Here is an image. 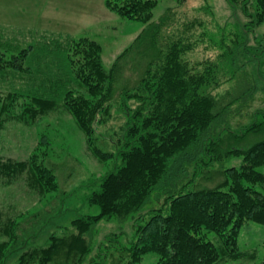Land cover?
Masks as SVG:
<instances>
[{"label":"trees","instance_id":"16d2710c","mask_svg":"<svg viewBox=\"0 0 264 264\" xmlns=\"http://www.w3.org/2000/svg\"><path fill=\"white\" fill-rule=\"evenodd\" d=\"M141 1L104 3L127 18H136L139 11L137 18L146 21L151 14H142L143 9L153 2ZM227 2L233 21L216 29L214 57L189 60L192 42L183 31L162 33L168 13L152 24L144 38L147 60L131 88H116L120 56L106 68L96 40L30 28L21 31H32L31 40L21 42L0 33V97L7 91L8 105L20 100L21 113L33 117L61 103L92 151L113 162L105 174L83 184L88 191L85 200L98 213L73 218L44 245L30 244L36 234L22 233L20 241L0 240V264L16 249H21L16 264H139L145 253L157 255L154 264H218L242 255L243 225L264 227V193L256 187L264 185V172L258 169L264 164V110H257L255 119L238 129H232L230 121L238 117L234 104L240 106L241 100L256 91L264 93V88L249 85L238 94L236 88L231 93L225 90L224 84L237 73L241 55L254 52L250 35L264 17V0ZM237 9L251 19L239 21ZM5 26L0 24L4 31L16 28ZM54 37L60 47L48 42ZM66 40L85 43L80 56L73 55ZM256 71L258 77L259 64ZM122 98L128 102L118 106L117 99ZM112 119L119 124L109 128ZM254 136L261 138L246 139ZM105 146L108 150L102 149ZM239 158L238 165L226 164ZM8 165L0 159V172ZM212 171L223 180L204 183ZM112 218L130 219L136 236L125 243L118 233L97 239L98 223ZM10 223H0V235H10ZM257 253V248L249 252L253 264H264V246L259 258Z\"/></svg>","mask_w":264,"mask_h":264},{"label":"rangeland","instance_id":"374dc122","mask_svg":"<svg viewBox=\"0 0 264 264\" xmlns=\"http://www.w3.org/2000/svg\"><path fill=\"white\" fill-rule=\"evenodd\" d=\"M143 1L145 0L141 2ZM150 1L153 5L143 9L142 14L149 12L151 17L142 21V18H137L141 16V12L135 13L137 19L127 18L110 11L104 0H0V23H4L7 29L9 25L16 24L40 28L38 31L41 29L57 31L56 33L67 35L70 39L75 37L74 39L96 40L101 45L106 68H110L120 56V81L116 88L119 86L131 88L147 60L144 41L147 29L152 24L159 23L161 16L168 13L167 25L164 23L161 25L165 36L179 35L183 31L184 37L192 42V48L187 52L191 61L214 57L218 50L215 43L219 38V30L216 29L227 20L233 21L232 9L227 0ZM236 12L242 23L251 19L240 9ZM188 28L189 32L184 31ZM21 30L32 29L17 26L5 31L1 28L0 33L4 38L9 35L20 41L31 40L32 31ZM253 32L254 34L250 35V44L254 52L241 55L237 73L224 84L225 90L230 93L236 88L240 94L249 85L264 88V17ZM190 34L192 36L188 37ZM57 39L54 37L48 42H54L53 44L59 46L60 40ZM66 41L73 55L76 58L80 56L85 43L79 42L77 45ZM19 62L15 64H20ZM80 64L82 62L78 66ZM257 64L261 71L258 77ZM8 82L7 79V84ZM5 95L7 91L0 97L4 109L0 113V159L9 165L0 172V223L5 220L11 223L8 226L10 235L2 234L0 240L20 241L23 234L26 236L36 234L35 238H29L30 244L44 245L52 233L59 234L61 226H68L73 218L81 214L98 213V208L85 200L86 186L83 184L105 174L112 167V158H104L100 153L92 151L74 116L61 103L47 110L42 116L37 114L33 117L21 113L19 99L15 106L8 105L9 100ZM55 98L61 101L59 96ZM251 98L241 100L240 106L239 104L232 106V110L235 109L238 113V117L235 116L230 121L232 129H238L253 121L255 112L259 109L264 110V93L256 91ZM127 100L117 99L118 106L123 105V101L128 102ZM107 123L110 128L111 123L117 126L119 120L112 119ZM260 138L261 136H254L246 139L253 141ZM102 149L108 150L107 146ZM239 160L240 158L231 159L226 164L238 165ZM14 164L16 166H13ZM258 169L264 172V164ZM211 177L212 180L203 182L211 185L215 180L218 182L223 180L222 175L214 174L213 171ZM256 187L261 188L264 193V185ZM109 233H118L122 243L136 236L135 226L130 219L122 222L114 218L101 220L96 227L95 237L102 238ZM239 244L242 248L241 256L225 258L218 264H253L254 260L249 252L257 248L259 253L256 257L259 258L264 246V227L246 222L240 230ZM20 251L21 249L13 250L4 264H16ZM156 260V254L145 253L139 264H154Z\"/></svg>","mask_w":264,"mask_h":264},{"label":"crops","instance_id":"0c3cea01","mask_svg":"<svg viewBox=\"0 0 264 264\" xmlns=\"http://www.w3.org/2000/svg\"><path fill=\"white\" fill-rule=\"evenodd\" d=\"M0 24H4V23H0ZM11 26H20V27H25V28H35V29H40V28H37V27H28V26H23V25H16V24H11ZM41 30H47V29H41ZM47 31H51V30H47ZM52 32H57V31H52Z\"/></svg>","mask_w":264,"mask_h":264}]
</instances>
